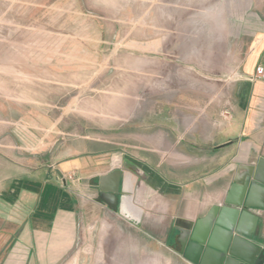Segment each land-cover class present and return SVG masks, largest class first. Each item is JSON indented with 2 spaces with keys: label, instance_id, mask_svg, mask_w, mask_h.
<instances>
[{
  "label": "rangeland",
  "instance_id": "obj_1",
  "mask_svg": "<svg viewBox=\"0 0 264 264\" xmlns=\"http://www.w3.org/2000/svg\"><path fill=\"white\" fill-rule=\"evenodd\" d=\"M255 13L264 0H0V187L85 149L171 154L203 178V110L232 83L210 70L217 30Z\"/></svg>",
  "mask_w": 264,
  "mask_h": 264
},
{
  "label": "crops",
  "instance_id": "obj_2",
  "mask_svg": "<svg viewBox=\"0 0 264 264\" xmlns=\"http://www.w3.org/2000/svg\"><path fill=\"white\" fill-rule=\"evenodd\" d=\"M249 16L243 26L233 20L217 30L219 60L210 70L232 83L227 107L220 102L226 91L217 88L218 102L203 110L200 142L211 147L203 178L177 174L171 154L156 152L150 159L124 149L75 152L52 165L51 173L41 169L39 177L0 187V264H195L180 252L176 227L221 205L243 168L264 159V79L253 78L264 66V13ZM222 112L228 119L219 120ZM153 141L178 143L161 134ZM114 170L122 172L117 211L97 186ZM254 213V239L264 249V207Z\"/></svg>",
  "mask_w": 264,
  "mask_h": 264
},
{
  "label": "water",
  "instance_id": "obj_3",
  "mask_svg": "<svg viewBox=\"0 0 264 264\" xmlns=\"http://www.w3.org/2000/svg\"><path fill=\"white\" fill-rule=\"evenodd\" d=\"M237 175L221 205L212 206L195 222L176 227L180 252L195 264H264V249L254 239L256 208L264 207V159L246 166ZM122 172L102 175L98 189L102 199L117 211Z\"/></svg>",
  "mask_w": 264,
  "mask_h": 264
},
{
  "label": "built area",
  "instance_id": "obj_4",
  "mask_svg": "<svg viewBox=\"0 0 264 264\" xmlns=\"http://www.w3.org/2000/svg\"><path fill=\"white\" fill-rule=\"evenodd\" d=\"M254 79H264V66L258 65L256 68V73L253 77ZM72 178V175L70 176Z\"/></svg>",
  "mask_w": 264,
  "mask_h": 264
}]
</instances>
